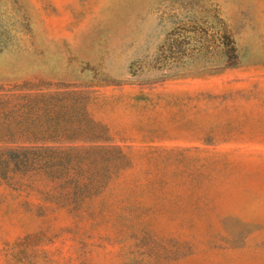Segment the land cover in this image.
<instances>
[{
	"label": "rangeland",
	"instance_id": "rangeland-1",
	"mask_svg": "<svg viewBox=\"0 0 264 264\" xmlns=\"http://www.w3.org/2000/svg\"><path fill=\"white\" fill-rule=\"evenodd\" d=\"M0 97L76 140L0 172V264H264V0H0Z\"/></svg>",
	"mask_w": 264,
	"mask_h": 264
},
{
	"label": "trees",
	"instance_id": "trees-1",
	"mask_svg": "<svg viewBox=\"0 0 264 264\" xmlns=\"http://www.w3.org/2000/svg\"><path fill=\"white\" fill-rule=\"evenodd\" d=\"M230 51H235L234 46L230 48ZM4 98L6 97H0V101H2L0 106L5 104L3 108L11 104L10 100L3 102ZM16 107V103H13L10 111H14ZM6 110L7 107L4 112ZM10 118H15V120L19 118V121H17L19 125L31 120L27 114L14 117V113L11 112L4 119L5 122H8ZM72 142H76L72 135H65L64 133L57 135L48 130L43 132H18L12 135H2L0 136L1 176L2 178H7L8 174L17 173L26 175L38 170L47 171V174L52 173L55 167H61L64 150H61L62 146L60 145ZM87 186L88 184L83 185V188H87Z\"/></svg>",
	"mask_w": 264,
	"mask_h": 264
}]
</instances>
